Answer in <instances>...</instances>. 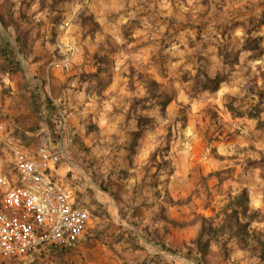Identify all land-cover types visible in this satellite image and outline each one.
<instances>
[{
    "label": "rangeland",
    "instance_id": "374dc122",
    "mask_svg": "<svg viewBox=\"0 0 264 264\" xmlns=\"http://www.w3.org/2000/svg\"><path fill=\"white\" fill-rule=\"evenodd\" d=\"M9 1L0 0V34L11 43L17 68L28 73L27 63L38 62L33 53L40 40L38 50L52 58L46 43L71 21L61 43L76 39L81 67L89 73L67 78L57 99L68 102L79 84L88 82L79 93L94 100L81 114L87 116L90 140L76 139L72 159L61 165L77 168L68 169L70 181L74 174L78 184L89 182L82 191L70 187L90 212L91 227L74 250L49 259L59 264H169L157 259L162 250L139 231L142 249L129 252L131 238L117 232V213L121 217L130 205L146 209L151 212L149 240L187 255L201 218L219 228L224 209L245 191L237 211L240 223L248 224V235L240 237L247 243L226 235L206 237L210 253L202 264H228L232 258L264 264L252 250L256 240L264 242V104L259 118L249 116L256 113L263 87L264 0H70L52 12L41 11L38 0ZM37 10L44 13L39 19ZM6 65L14 66L0 53V72ZM218 74L225 82L217 92L196 85L197 76L205 82L204 75L213 79ZM74 79L77 84H70ZM150 81L153 94L156 85L158 93L171 98L167 108L154 97L145 109L131 103L149 97ZM227 104H233L238 117ZM148 114L152 121L145 132L135 133L138 117ZM2 119L0 112V123ZM12 157L0 146V172L10 177L15 176ZM192 231L194 237L184 239ZM123 242L128 255L117 245ZM44 261L41 256L32 264Z\"/></svg>",
    "mask_w": 264,
    "mask_h": 264
},
{
    "label": "built area",
    "instance_id": "2783aa9c",
    "mask_svg": "<svg viewBox=\"0 0 264 264\" xmlns=\"http://www.w3.org/2000/svg\"><path fill=\"white\" fill-rule=\"evenodd\" d=\"M70 27L71 21L61 24L50 45L51 67L66 72L77 65L79 56L77 47L61 43ZM63 102L53 100L56 107ZM57 110V132L46 137V143L31 150L12 140L4 142L13 155L15 176L0 175V264L36 253L45 257L43 264H59L49 259L48 250H74L90 230V212L52 178L77 136L64 109ZM5 135L6 128L0 125V139Z\"/></svg>",
    "mask_w": 264,
    "mask_h": 264
},
{
    "label": "crops",
    "instance_id": "0c3cea01",
    "mask_svg": "<svg viewBox=\"0 0 264 264\" xmlns=\"http://www.w3.org/2000/svg\"><path fill=\"white\" fill-rule=\"evenodd\" d=\"M38 11L39 10H37V13ZM42 14L44 13L39 12L35 16V19H39V17ZM64 36L66 37V35ZM45 39L47 40L50 38L46 37ZM67 40L68 42H66V44L64 45H74L76 47L77 43L74 37L69 38ZM42 41L43 40L37 41V48L35 49V52H34L35 54L33 53V57L35 59H39L38 62L33 65H31L29 62L27 63V66L30 69L28 73H27V70L26 71L23 70L22 72L20 69L14 68V67H11L6 71L0 72V88H2L3 90L1 91L2 93L0 96V112L3 117L0 125L4 126L7 131V135H5L2 139H0V146L3 148V151L5 152L6 151L9 152L8 148L6 147V144L4 143L5 141H8V140H12L18 144L28 147L31 150L36 149L42 143H46L47 141L46 137H52L53 134L57 132V128H58V125H57L58 123L56 122V119L58 118V112H59L57 109L60 105L56 107L53 104V100L54 98L57 99L58 96H61L59 94V90H60L59 88L62 85L67 83V78H69L70 76L73 77L77 75L78 71L81 73L88 72L87 66L81 67L83 60L82 59L79 60V58L77 60L76 67H74L73 70H69L67 72L51 67L50 63H51L52 58L49 59L47 56H45L47 55V53L44 52L43 48H41V51L38 50L40 48L39 46H42L41 44ZM51 42H52V39H51ZM61 42L64 43L62 40ZM50 45L51 43L48 41L46 43L47 49L51 48ZM28 61H31V59H28ZM99 65L100 64H98V66ZM97 67L95 69L91 68V72L96 71ZM25 80H27L28 82ZM74 80L75 81H71L70 84L76 85L77 81L76 79ZM87 84L88 82H81L79 85L81 86L84 85V88H85ZM81 86L79 87V91L75 92V94L70 96V98L68 99L69 100L68 102H65L64 108L62 109H64L65 111L66 107L68 108V111L66 110L65 114L68 118L70 125L75 129V132L77 135L76 139L86 144L90 140V138L87 136V132L85 129V125H86L85 117L87 118V116L81 117V114L83 113L85 114L86 113L85 111H87V108L83 106L91 105L92 101L94 100L90 97L84 98L82 92L79 93L81 90L84 89V88L81 89ZM78 93L80 94V96L77 95ZM77 97H79L81 101H78ZM83 99L85 101H82ZM46 100L49 104V107L45 106ZM35 104L38 105V107L40 106L39 110L36 109L37 106L35 107ZM96 117H94L93 119L96 120ZM148 117H151L150 114H148ZM98 118H101V116ZM70 150L71 149L67 150L65 156L63 157V160L66 158L72 159L73 156ZM12 163H14L13 157H12ZM61 165L59 166L57 171L52 175V178L55 182H57L58 184L66 188V190L70 191L72 194L74 193L72 192V189L70 187L71 184H73L76 189H79V191H82V186H84L85 188L87 187L88 181L83 183L84 185H81L80 182H79L80 184H78L77 183L78 178L74 174L72 175V179L70 181L66 177L68 175V169L70 167L69 168L63 167ZM71 165L73 166V164ZM71 168L70 169L73 171L77 169L75 166ZM0 175H6V174H4L3 172H0ZM64 178H67V182H66L67 185L62 183V180L64 181ZM160 188H161V185H160ZM79 205L82 206V204L80 203ZM136 210H137L136 214L138 215V217L142 215L143 211L146 213L144 214V216L142 217L140 216L139 219L142 222L144 221V226H147L150 221L149 218H150L151 212H146V209L144 208H137ZM116 217L117 218H115V220L117 224L118 233L122 231L123 232L134 231L135 234H137V232L139 231L138 228L121 221V218L119 217V213H117ZM180 236L182 237V234ZM192 237H194V231L191 232L189 237H188V234L186 233L184 239L188 240L190 238L192 239ZM144 242L145 241L143 239L140 240L141 244ZM181 242L182 240L180 241V243ZM117 245L121 248V250L124 251V253L126 252L124 248L125 247L124 242L117 243ZM178 245L179 243H177L175 248H177ZM130 251H133V250L129 249V252ZM129 252L125 254L128 255ZM152 252L153 251L151 250L150 253ZM146 253L149 254V252L147 251ZM160 255L161 257L163 256L162 258L163 261H166L169 264H194L192 261L188 259L187 260L181 259L180 257H177V256H174L177 258L176 261L172 260V262H170V259H169L170 254L164 251H161ZM166 259H169V261ZM232 263L233 264H250L248 263V259H242L241 261L239 260L235 261L234 258H232L231 262L230 261L228 262V264H232Z\"/></svg>",
    "mask_w": 264,
    "mask_h": 264
},
{
    "label": "trees",
    "instance_id": "16d2710c",
    "mask_svg": "<svg viewBox=\"0 0 264 264\" xmlns=\"http://www.w3.org/2000/svg\"><path fill=\"white\" fill-rule=\"evenodd\" d=\"M70 0H38V2L41 4L40 5V10L41 11H54L59 5V3L61 2H68ZM4 2H7V4H11V2L9 0H4ZM9 44H11L4 36H2L0 34V53L2 55V57L9 63L12 64L14 66H10V65H6L2 71H6L11 67L17 68L18 62L12 57V53L10 51V46ZM16 65V66H15ZM205 78V82L204 80L201 81L199 79V76L196 77V85L198 86H202L204 88V90L206 91H212V92H217L221 86L222 83L225 82V78L222 77L220 74H218L215 78H208L204 75ZM261 78L263 80V87L258 91V97H259V106L256 107V113L253 115H249L252 118H259L258 115H260L259 113H261L262 111L260 110V106L264 104V72L261 73ZM27 81V80H25ZM28 82V81H27ZM148 90H149V97L147 98H143L142 100H131V103H133L134 106H139V107H143V109L146 108L147 104L149 102L152 101V98H157L160 99V103L159 105H161V107L163 109L167 108L168 105L171 103V98L168 96V94L164 91V92H160L158 93V86H154L155 89V94H153L152 91V82H148ZM197 86V87H198ZM161 88V87H160ZM153 94V95H152ZM156 95V96H155ZM51 105V104H50ZM37 106L36 109L39 110L40 106L38 107V105L35 104V107ZM45 106L49 107V104L47 102V100L45 101ZM228 108L230 109V111L233 113L234 116L238 117L239 114H236L237 112H235V108L233 106V104H227ZM151 118L150 117H146L145 115L143 116H139L137 119V131L135 133H141V132H145V129L147 125L145 124H149L151 123ZM246 198V192L244 191L242 194H240L239 196L235 197L230 203L229 205L224 209L223 211V224L219 227V228H214L212 226V223L208 220H206L205 218H201L202 221V227L200 232H198V236L195 238V240H193L192 242V248L193 250H190L187 255L182 253V252H178L181 256H192V254H195V256L190 260L192 261L194 264H202V260L210 253V245H211V239H206V237L211 238V236H215L218 237L219 235H226L228 236V239H237L241 241L244 246L247 243V241L244 238H240L241 235H248V233L246 232L248 224H242L240 223V220L238 219V211L237 209L240 208L242 209L243 205L242 202L243 200H245ZM137 208H133L131 205L130 207L128 206L127 210L125 211H120V218L121 221L132 225L136 228L139 229V232L141 233L142 237L150 242H153L157 247H159L162 251L167 252L168 254H171L173 256H178L179 254L176 252V250L174 248L169 247L166 243H155L153 240H149V238L147 237L150 233V230L147 228V226H144V221H140L137 213ZM229 209L231 210V213H229ZM246 211V210H244ZM123 213V214H122ZM206 226H209V228H207ZM237 229V230H235ZM125 233H127V235L129 236V238H131V244L129 245V249L130 250H141L142 248H139L140 246V240L137 234H135L134 231H125ZM147 235V236H146ZM255 238V237H254ZM256 246H253L252 250L253 251H257L259 258L264 261V242L261 239L256 240ZM223 250H225V252H227V247L226 244L223 245L222 247ZM63 251H61L58 248H54L52 247L51 249L48 250V254L51 257H58L59 254H61ZM43 256L40 254H33L30 255L26 258H23V260L25 259V261L28 264H32L36 261H39V258ZM163 257L158 256L157 259L163 261L162 259ZM187 258V257H186ZM190 258L188 257V260ZM20 260V259H19ZM16 261L18 260H8L6 262H3L2 264H24L23 262L19 261V263H16Z\"/></svg>",
    "mask_w": 264,
    "mask_h": 264
}]
</instances>
